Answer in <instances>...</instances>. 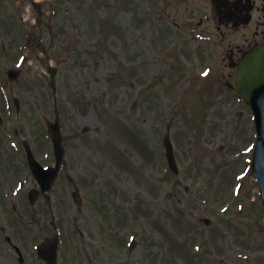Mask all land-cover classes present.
<instances>
[{"label":"rangeland","instance_id":"1","mask_svg":"<svg viewBox=\"0 0 264 264\" xmlns=\"http://www.w3.org/2000/svg\"><path fill=\"white\" fill-rule=\"evenodd\" d=\"M157 8L0 0V264H44L35 247L56 226L59 264H264L252 111L215 77L223 65L188 17L177 13V27ZM56 109L64 168L32 205L23 141L53 165Z\"/></svg>","mask_w":264,"mask_h":264},{"label":"flooded vegetation","instance_id":"2","mask_svg":"<svg viewBox=\"0 0 264 264\" xmlns=\"http://www.w3.org/2000/svg\"><path fill=\"white\" fill-rule=\"evenodd\" d=\"M156 3V11L167 15L169 21L173 19L177 27L181 26L177 13L188 17L184 25H189L188 30H194L213 48L223 65V80H232L245 56L264 43V0H156Z\"/></svg>","mask_w":264,"mask_h":264},{"label":"water","instance_id":"3","mask_svg":"<svg viewBox=\"0 0 264 264\" xmlns=\"http://www.w3.org/2000/svg\"><path fill=\"white\" fill-rule=\"evenodd\" d=\"M10 75L11 78L16 77V73ZM235 89L251 105L255 114L259 138L253 168L261 186V195L264 200V45L256 48L241 64L235 80ZM50 133L57 146L59 169L63 153L60 148L61 134L58 123L50 125ZM166 146L168 157L174 168V156L169 139L166 140ZM57 172L56 170L52 175V180L56 178Z\"/></svg>","mask_w":264,"mask_h":264}]
</instances>
